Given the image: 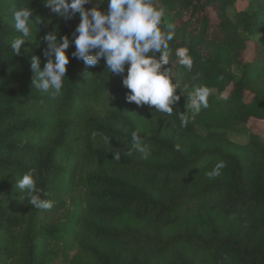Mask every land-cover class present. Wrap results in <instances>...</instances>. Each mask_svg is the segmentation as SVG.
I'll return each mask as SVG.
<instances>
[{
  "label": "trees",
  "instance_id": "1",
  "mask_svg": "<svg viewBox=\"0 0 264 264\" xmlns=\"http://www.w3.org/2000/svg\"><path fill=\"white\" fill-rule=\"evenodd\" d=\"M236 1L156 0L175 25L170 47H187L194 61L191 71L174 56L164 66L181 95L167 115L128 103L122 77L103 59L85 66L71 56L74 45L62 94L35 89L37 54L27 42L20 55L10 48L20 35L13 9L42 18L34 41L44 48L48 31L71 37L79 18L66 21L43 0H0V264H264V128L229 135L250 119L264 122V0L231 18ZM191 83L216 90L199 113L186 111ZM134 130L147 159L134 150ZM218 162L225 167L209 179ZM32 169L51 209L32 207L16 188Z\"/></svg>",
  "mask_w": 264,
  "mask_h": 264
},
{
  "label": "clouds",
  "instance_id": "2",
  "mask_svg": "<svg viewBox=\"0 0 264 264\" xmlns=\"http://www.w3.org/2000/svg\"><path fill=\"white\" fill-rule=\"evenodd\" d=\"M92 2L93 0H43L44 7L51 13L66 21L78 17L79 23L71 37L59 36L55 29L44 35L46 47L42 55L46 62L43 67L39 55L31 57L33 87L53 98L62 94L70 63L66 50L74 45L75 50L71 53L73 58L83 61L88 67H95L103 59L108 72L122 77L123 87L129 90L125 97L128 103H135L138 108L154 107L156 112L172 114L174 105L181 99L178 94L180 85L174 82L172 67L164 66L171 64L174 56L181 66L191 71L194 61L187 47H177L174 50L170 47V42L175 37V25L165 24V9L158 6L156 0H102L107 5L106 9L85 7ZM12 20L15 31L20 34L10 42L14 55L21 54L25 42H31L40 48V42L33 41L37 40L34 33L41 31L42 18L33 17V10L27 6L13 9ZM158 53L161 54L159 58ZM215 91L206 85L195 87L186 95V111L190 109L199 113L208 108L209 97ZM179 116L183 121L184 116ZM103 141L111 144L108 137H104ZM131 141L135 152L142 158L147 159L151 155L139 130L131 132ZM126 154L131 155L132 150ZM114 156L120 159L119 153ZM224 167L223 162H218L206 175L209 179H214ZM16 188L25 194L32 207L45 210L53 207V201L43 200L38 194L35 169L25 173L16 182Z\"/></svg>",
  "mask_w": 264,
  "mask_h": 264
},
{
  "label": "rangeland",
  "instance_id": "3",
  "mask_svg": "<svg viewBox=\"0 0 264 264\" xmlns=\"http://www.w3.org/2000/svg\"><path fill=\"white\" fill-rule=\"evenodd\" d=\"M249 8V0H238L236 1L235 3H233L232 5H230L228 8H227V12L228 14L230 15L231 18H234L235 17V13L239 10H243V9H247ZM34 43H38L36 41H33ZM30 46V48H32V51L35 53V54H42L43 53V49H44V46L42 45V43L40 42L41 46L40 48H37L35 44L31 43V42H27ZM253 57V49H252V44H249V47L245 53V56L244 58L246 60H250L252 59ZM232 68V71L234 73H240V67L238 65H234L231 67ZM195 86L191 83L187 86L186 90H185V96L192 92L194 90ZM215 93V92H214ZM187 97V96H186ZM246 127H254V128H257L259 130L263 129L264 128V122L263 121H260V120H256V119H250L248 122H247V125H239L233 129H231L229 131V135L232 137V138H243L244 136H242L243 134V131L245 130ZM198 129L200 131H203L204 130V127L202 126H198ZM66 200L68 201L69 200V197H66ZM70 205V204H69ZM70 208V206L68 207Z\"/></svg>",
  "mask_w": 264,
  "mask_h": 264
}]
</instances>
